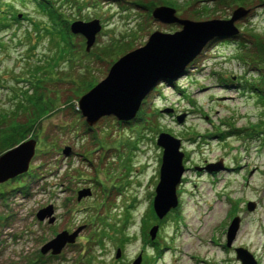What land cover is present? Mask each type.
Instances as JSON below:
<instances>
[{
	"label": "rangeland",
	"instance_id": "obj_1",
	"mask_svg": "<svg viewBox=\"0 0 264 264\" xmlns=\"http://www.w3.org/2000/svg\"><path fill=\"white\" fill-rule=\"evenodd\" d=\"M172 1L52 0L69 24L100 20L87 51L84 36L68 38L61 26L52 28L56 34H37L33 24L48 19L35 0H3L0 20L8 25L0 30V128L25 124L34 109L42 114L24 139L37 141L29 171L7 181L0 195V264H132L140 253L141 264H242L239 247L264 264V0ZM159 4L192 21L229 19L239 7L250 11L235 21L238 34L210 40L186 72L160 80L132 120L106 115L89 126L80 97L154 31L182 29L152 16ZM65 37L73 44L62 53L58 42ZM109 43L129 47L113 57L100 53ZM160 133L181 140L185 171L177 207L161 220L150 218L149 240V229H159L147 242L143 226L159 182ZM83 189L90 193L78 199ZM249 202L255 209L248 210ZM50 204L54 223L37 218ZM235 216L240 226L227 246ZM79 227L75 243L60 254H42L59 232Z\"/></svg>",
	"mask_w": 264,
	"mask_h": 264
},
{
	"label": "water",
	"instance_id": "obj_2",
	"mask_svg": "<svg viewBox=\"0 0 264 264\" xmlns=\"http://www.w3.org/2000/svg\"><path fill=\"white\" fill-rule=\"evenodd\" d=\"M250 10L237 8L229 19H211L192 21L176 16V10L167 5H156L152 16L162 23H178L182 29L173 33L154 31L147 43L121 55L112 65L108 75L90 88L79 99V108L89 126L94 125L101 117L115 115L120 121L132 120L140 108L144 98L153 87L167 78H175L186 72V66L194 60L214 38L231 37L238 34L235 21L247 15ZM22 17V14H18ZM223 28L222 31H214ZM102 29L99 19L89 21L75 20L70 23V32L80 34L86 39V50L93 46L98 32ZM182 121V117L178 118ZM157 144L162 147L163 155L159 170V182L155 189L153 209L158 219L176 208L178 197L176 187L185 171L184 153L180 150L181 140L169 133H160ZM37 141L28 138L0 155V184L29 171L30 162L35 155ZM65 156L70 155L71 148L63 149ZM220 165H210L208 169L220 168ZM88 189L78 192V199L89 194ZM254 202L248 203V210L255 209ZM49 217V223H54V207L52 204L40 209L39 220ZM240 217L235 216L227 230V246L235 239L240 226ZM83 227L73 232L63 230L41 247L42 254L48 252L55 256L61 253L68 244H73ZM159 225L149 229L151 240H155ZM237 257L242 264H257L254 256L245 248H236ZM122 254L117 248L115 257ZM142 253L132 264H141Z\"/></svg>",
	"mask_w": 264,
	"mask_h": 264
},
{
	"label": "trees",
	"instance_id": "obj_3",
	"mask_svg": "<svg viewBox=\"0 0 264 264\" xmlns=\"http://www.w3.org/2000/svg\"><path fill=\"white\" fill-rule=\"evenodd\" d=\"M37 3V7L39 8V10L47 17L48 21L47 23L45 22L43 24V22L40 23H34V28L37 31V34H40V32L42 33L43 31H45V33H48V35H53L54 33L56 34V31L54 29H52L53 27L57 26H61L63 28V31L65 32L66 36H68V38L73 39L74 36L71 34L70 32V24H69V20L65 17V15L61 12V9H59L55 4L52 3V0H35ZM3 0H0V6L3 5L2 4ZM164 2L166 4H173L172 0H164ZM155 6V5H153ZM11 9H14V6L11 7ZM3 13V12H2ZM1 16V15H0ZM14 19H18L16 16H14ZM73 21V20H72ZM6 25H8L7 23H4L3 21L0 20V30L3 27H6ZM40 25H44L43 27H41ZM234 37V36H231ZM68 38H63L61 41H59L58 43H64V48H63V52L64 53L66 51V49H70L72 48V42H70ZM239 45H244V42H238ZM240 46V47H241ZM129 47V43H122V44H116V43H109V44H105L104 46L100 47V53H102L103 55H108L113 57V55L117 56L121 53H123L127 48ZM131 47V46H130ZM40 81L38 80V83ZM34 86V85H33ZM39 84H37V86L35 85L34 88L38 89L40 87H38ZM89 86L91 87V85L89 84ZM87 87L88 89L90 87ZM250 89H254L255 87L250 86ZM260 87V86H259ZM264 92V91H263ZM37 93V92H35ZM261 96L264 97V93L260 94ZM41 99V96L39 97V101ZM41 108L38 109H34L33 111H31V119L28 120V122H26L25 124H23L22 122H12L10 125H8V127L6 129L0 128L1 130V134H0V155L5 152L6 150L12 148L13 146H15L16 144H18L19 142L23 141L26 137L29 131H32V128L34 127V124H32V122L37 121L41 114L42 111L40 110ZM225 133H222V136L224 137ZM222 137V138H223ZM8 183H2V188L0 190V195H2L3 193H5L6 190L5 186ZM20 185L19 187H24V183H20L18 184ZM153 217L157 218V216L155 215L154 209L153 207L150 208V213H147V217L144 220V226H143V230H144V235L146 234L147 237V242H151V240H149L148 237V231L147 228L149 227L150 223L149 220L150 218ZM121 230V229H119ZM145 237V236H144ZM124 239H127V237H124ZM153 258L155 259L156 257L153 256ZM150 264V262H149Z\"/></svg>",
	"mask_w": 264,
	"mask_h": 264
},
{
	"label": "bare ground",
	"instance_id": "obj_4",
	"mask_svg": "<svg viewBox=\"0 0 264 264\" xmlns=\"http://www.w3.org/2000/svg\"><path fill=\"white\" fill-rule=\"evenodd\" d=\"M201 231H202L203 233H205L206 230H205L204 227H203V228L201 229Z\"/></svg>",
	"mask_w": 264,
	"mask_h": 264
}]
</instances>
